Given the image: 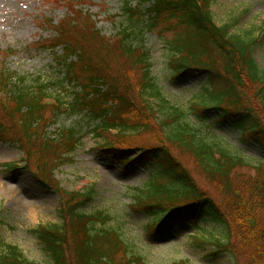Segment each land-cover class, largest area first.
Returning <instances> with one entry per match:
<instances>
[{
	"label": "trees",
	"instance_id": "trees-1",
	"mask_svg": "<svg viewBox=\"0 0 264 264\" xmlns=\"http://www.w3.org/2000/svg\"><path fill=\"white\" fill-rule=\"evenodd\" d=\"M150 1L144 11L126 7L130 23L139 25L147 16L152 30L161 21L174 24L176 37L167 41L171 75L206 76L200 96L188 109L168 101L151 74V55L130 42L134 34L105 37L91 15L72 4L66 19L54 26L57 38L52 45L63 48L61 62L80 90L71 111L89 112L99 122L93 132L101 139L98 152L104 157L120 166H147L149 182L134 190L131 205L134 212L150 216L146 232L179 234L193 229L201 234L212 223L222 228V239L197 235L191 238L194 246L213 247V255L235 258L240 252L248 264H264V161L254 167V177L236 180L237 170L251 166L248 159L230 145L204 138L190 121L203 122L212 112L217 123L230 126L241 142L252 143L264 155V69L254 59L258 36L253 30L235 31L240 17L218 26L211 9L214 0ZM37 81L25 87L23 77L1 73L0 143L7 138L17 144L24 151L26 167L33 164L40 183L46 188L52 183L62 198L60 223L41 224L34 230L50 263L147 264L131 253L116 228L106 227L112 221L109 215L81 211L96 195L94 185L87 191L67 192L52 177L81 139L69 130L59 142L44 140L45 127L65 104L49 93L47 84ZM47 112L55 117L45 119ZM133 149L139 153L131 159ZM176 152L193 161L219 198L198 187ZM5 168L20 170L9 164ZM2 222L0 213V226ZM0 264L39 263L16 246L0 245Z\"/></svg>",
	"mask_w": 264,
	"mask_h": 264
},
{
	"label": "rangeland",
	"instance_id": "rangeland-1",
	"mask_svg": "<svg viewBox=\"0 0 264 264\" xmlns=\"http://www.w3.org/2000/svg\"><path fill=\"white\" fill-rule=\"evenodd\" d=\"M150 3V0L145 4L139 0H0V77L1 73L23 77L25 87H33L40 80L48 85L53 97L62 99L65 106L55 114L58 116L56 120L53 122V119L45 127L43 138L59 142L62 133L75 130L81 141L74 152L64 156L66 162L53 172L52 177L67 192L87 191L95 185L96 195L81 207V211L87 215H109L112 221L106 227L116 228L127 239L131 253L143 257L147 264H175L181 261L190 264H248L240 252L235 258L227 253L213 255V247L198 249L194 246L191 241L193 236L222 239V228L212 223L205 226L201 234L193 229L179 234L171 231L158 234L146 232L150 216L134 212L131 205L134 190L144 188L149 182L147 166H120L104 157L98 152L101 139L96 138L93 132L99 122H95L89 112L71 111L80 90L68 79V69L61 62L63 48L52 45L57 38L54 26L66 19L70 13L68 5L72 4L82 13L91 15L97 29L105 37H116L123 32L134 34L130 42L135 47L142 46L151 55V74L168 101L188 109L194 98L200 96L206 76L176 78L171 75L169 62L172 54L167 41L176 37V31L171 28L174 24L161 21L152 30L148 28L150 20L147 16L141 18L146 22L139 25L130 23L126 7L144 11ZM211 9L218 26L232 23L240 17L235 31H254L259 39L254 59L264 69V0H214ZM55 115L47 112L45 119ZM190 121L204 138L230 145L248 159L251 166L237 170L234 173L236 180L257 174L254 167L264 161V155L257 146L241 142L240 134L230 126L217 123V117L212 112L206 114L203 122L196 123L193 118ZM138 153L133 149L129 156L133 159ZM179 159L202 191L219 198L215 186L192 160L182 156ZM24 160V151L17 144L7 138L0 143V213L3 220L0 245L16 246L29 260L51 264L34 230L41 224L60 223L62 198L52 188V183L48 188L43 186L40 178L36 177L33 164L26 167ZM47 160L56 161L50 157ZM6 164L16 165L20 170L13 173L5 168Z\"/></svg>",
	"mask_w": 264,
	"mask_h": 264
},
{
	"label": "bare ground",
	"instance_id": "bare-ground-1",
	"mask_svg": "<svg viewBox=\"0 0 264 264\" xmlns=\"http://www.w3.org/2000/svg\"><path fill=\"white\" fill-rule=\"evenodd\" d=\"M12 200H13L14 202H18V200H16L15 198H14V199L12 198ZM28 210H29V209H28ZM28 210H27V211H28ZM32 214H34L33 211H32Z\"/></svg>",
	"mask_w": 264,
	"mask_h": 264
}]
</instances>
